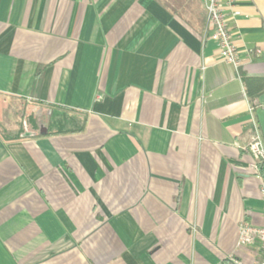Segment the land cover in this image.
Here are the masks:
<instances>
[{"label":"crops","instance_id":"0c3cea01","mask_svg":"<svg viewBox=\"0 0 264 264\" xmlns=\"http://www.w3.org/2000/svg\"><path fill=\"white\" fill-rule=\"evenodd\" d=\"M227 13L239 70L204 0H0V264L260 260L264 0Z\"/></svg>","mask_w":264,"mask_h":264},{"label":"built area","instance_id":"2783aa9c","mask_svg":"<svg viewBox=\"0 0 264 264\" xmlns=\"http://www.w3.org/2000/svg\"><path fill=\"white\" fill-rule=\"evenodd\" d=\"M235 0H204L207 9L208 23L212 30L210 38L217 42L220 56L223 61L231 64L236 70L241 66L239 51L234 43L227 8L234 4ZM256 108L255 100L250 105L252 116L253 135L247 145L248 151L254 157V168L260 179V191L264 201V139L260 132L259 124L254 117ZM238 244L251 246L262 252V258L253 264H264V225H255L241 221L237 228ZM235 264H245L241 260H234Z\"/></svg>","mask_w":264,"mask_h":264},{"label":"trees","instance_id":"16d2710c","mask_svg":"<svg viewBox=\"0 0 264 264\" xmlns=\"http://www.w3.org/2000/svg\"><path fill=\"white\" fill-rule=\"evenodd\" d=\"M41 73H42V69L40 68L38 75H40ZM243 80L248 87V94L250 95L251 98L256 97L261 91H264V80L263 79L243 75ZM249 84H251V86H256L255 89H258V90L253 92L252 90H250Z\"/></svg>","mask_w":264,"mask_h":264},{"label":"rangeland","instance_id":"374dc122","mask_svg":"<svg viewBox=\"0 0 264 264\" xmlns=\"http://www.w3.org/2000/svg\"><path fill=\"white\" fill-rule=\"evenodd\" d=\"M253 253H254V257H256L258 259H261L262 258V252L260 250L253 249ZM245 262L248 263V264H252V262L251 261H248V260H246Z\"/></svg>","mask_w":264,"mask_h":264}]
</instances>
